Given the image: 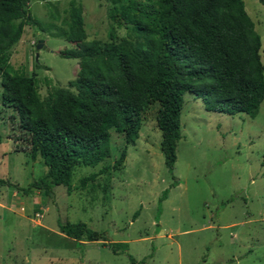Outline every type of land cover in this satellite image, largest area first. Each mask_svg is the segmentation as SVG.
Masks as SVG:
<instances>
[{
	"label": "rangeland",
	"instance_id": "obj_1",
	"mask_svg": "<svg viewBox=\"0 0 264 264\" xmlns=\"http://www.w3.org/2000/svg\"><path fill=\"white\" fill-rule=\"evenodd\" d=\"M70 1L29 0L40 26H25L10 51L8 71L33 77L41 99L51 88L67 87L78 72L77 59L59 55L75 48L61 36ZM156 1L75 0L86 41L109 42L114 32L131 45L141 38L124 12L144 6L151 13ZM243 1L264 63V0ZM40 40L46 49L37 51ZM2 93L0 79V264H132L130 257L135 264H264V100L250 118L209 111L202 98L184 94L173 169L178 184L159 202L173 178L160 150L158 103L142 114L139 137L118 167L125 142L111 130L108 159L75 168L70 192L57 186L45 194L29 186L47 168L31 157L29 133L15 110L2 105ZM78 222L101 238L76 241L59 232L58 223ZM119 242L128 247L115 253Z\"/></svg>",
	"mask_w": 264,
	"mask_h": 264
},
{
	"label": "trees",
	"instance_id": "obj_2",
	"mask_svg": "<svg viewBox=\"0 0 264 264\" xmlns=\"http://www.w3.org/2000/svg\"><path fill=\"white\" fill-rule=\"evenodd\" d=\"M28 1L0 0V79L2 105L15 110L19 127L29 133L31 157L39 156L47 168L30 188L49 194L64 186L70 192L75 168H94L111 156V130L125 142L113 166L118 167L139 137L142 114L158 103L160 150L173 178L161 202L178 184L173 169L184 94L202 98L209 111L258 114L264 100L261 39L243 0H157L151 13L128 6L123 16L141 38L135 45L117 40L114 32L109 42L86 41L82 8L71 0L68 29L61 36L75 48L59 55L77 59L78 72L67 87L51 88L44 99L33 77L8 71L10 51L25 26H40ZM261 52L264 57V48ZM58 229L76 241L101 238L83 222L58 223ZM127 247L114 243L113 252Z\"/></svg>",
	"mask_w": 264,
	"mask_h": 264
},
{
	"label": "water",
	"instance_id": "obj_3",
	"mask_svg": "<svg viewBox=\"0 0 264 264\" xmlns=\"http://www.w3.org/2000/svg\"><path fill=\"white\" fill-rule=\"evenodd\" d=\"M46 48L44 47L43 41H38L37 45H36V50H45ZM37 57V56H36Z\"/></svg>",
	"mask_w": 264,
	"mask_h": 264
},
{
	"label": "crops",
	"instance_id": "obj_4",
	"mask_svg": "<svg viewBox=\"0 0 264 264\" xmlns=\"http://www.w3.org/2000/svg\"><path fill=\"white\" fill-rule=\"evenodd\" d=\"M34 223H36L37 221H33ZM39 223V222H38Z\"/></svg>",
	"mask_w": 264,
	"mask_h": 264
}]
</instances>
